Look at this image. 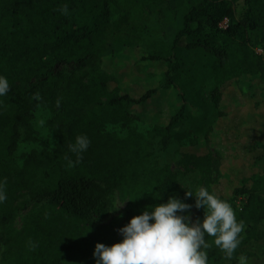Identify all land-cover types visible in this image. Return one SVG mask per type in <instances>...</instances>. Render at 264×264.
Returning <instances> with one entry per match:
<instances>
[{"label":"trees","instance_id":"1","mask_svg":"<svg viewBox=\"0 0 264 264\" xmlns=\"http://www.w3.org/2000/svg\"><path fill=\"white\" fill-rule=\"evenodd\" d=\"M134 1L151 10L161 3ZM65 4L66 16L59 11ZM97 10L84 0H0V75L10 85L0 97V180L6 179L7 195L0 204V264H93L97 243L120 242L117 230L132 217L177 196L172 169L156 159L148 164L154 145L164 150L179 143L181 164L200 173L198 188L230 204L246 197L237 219H264L251 178L231 174L247 171L248 162L264 165V55L257 52L264 49V0H197L173 42L159 44L165 53L158 48L146 58L158 62L168 86L174 85L178 50L200 49L213 60L217 118L200 145L192 134L175 132L185 108L167 125H152L146 133L130 126V109L144 105L155 91L135 98L101 69L106 29L96 22ZM225 19L229 25L223 29ZM244 78L257 85L254 93L244 92ZM36 107L53 114L47 126L58 142L52 150L25 154L18 166L19 128H26L27 140L37 141L32 126ZM118 124L128 127L124 138L107 131ZM78 135L91 141L79 161L69 151ZM198 148L206 154L187 153ZM221 182L231 185L230 195L215 191ZM116 193L127 202L125 208L110 224L96 223V217L113 211ZM196 211L203 219V209Z\"/></svg>","mask_w":264,"mask_h":264},{"label":"rangeland","instance_id":"2","mask_svg":"<svg viewBox=\"0 0 264 264\" xmlns=\"http://www.w3.org/2000/svg\"><path fill=\"white\" fill-rule=\"evenodd\" d=\"M90 6H98L96 22L104 24L106 32L103 40L101 54V69L113 75L120 87L135 98H140L148 91L154 90L155 94L144 105L133 106L132 128L146 133L150 126L159 124L167 125L170 118L185 108L183 122L175 127L177 133H190L197 137L199 145L203 144L207 129L216 122L217 111L212 102L214 80L212 76L213 60L200 49L182 48L176 54L177 71L173 75V86H168L165 76L159 68L158 62H151L146 58L161 49L165 53V47L159 44L170 45L176 32L184 25V15L191 6L197 4V0H161L153 10L145 7L142 9L134 0H84ZM110 4L106 9L105 5ZM104 10V11H103ZM103 12V13H102ZM264 55V49H257ZM244 92L254 93L257 85L252 79L244 78ZM32 126L35 142L26 139V128H19L21 138L17 152L19 159L25 154L43 149L52 150L57 145L58 139L55 133L50 131L47 121L53 117L50 111L36 107L33 110ZM224 125V124H223ZM107 131L116 133L124 138L128 134V127L123 124L107 127ZM181 145L173 143L167 149H161L154 145V157L148 161L152 164L156 159L161 166H169L178 177L179 190L177 197L185 203L193 204L194 198H185L186 189L198 188L200 173L192 166L184 167L181 164ZM188 154L202 156L205 149H189ZM251 161V160H250ZM247 171L232 172L237 179L251 178L258 196V207L264 211V165L247 163ZM210 178H215L211 174ZM231 185L223 184L215 186L218 194H231ZM246 197H237L232 200L231 206L235 214L242 211ZM118 193L113 198L114 209L104 218L96 217V223L108 225L119 216L126 206ZM193 222L198 217L196 209H191ZM26 212H22L14 226L21 228L22 218ZM245 231L242 233V243L234 253L232 260H226L224 253L214 244V238L206 237L208 248L204 249L208 255V261L212 264H237L241 254L246 255L248 264H264V219L256 223H244ZM102 243V242H99ZM93 264H96L92 254Z\"/></svg>","mask_w":264,"mask_h":264},{"label":"clouds","instance_id":"3","mask_svg":"<svg viewBox=\"0 0 264 264\" xmlns=\"http://www.w3.org/2000/svg\"><path fill=\"white\" fill-rule=\"evenodd\" d=\"M59 11L65 16L69 14L66 4ZM9 91L8 79L0 75V97ZM35 99H40L38 93ZM56 104L59 107V99ZM90 143L87 135H78L69 151L79 161ZM5 186L6 179L0 180V204L7 199ZM184 196L194 198V205L170 195L166 202L146 207L142 214L119 228L120 242L111 246L97 243L93 252L96 264H207L206 237L214 238L224 258L232 260L246 226L237 219L231 204L203 186L186 189ZM193 207L203 209V219L197 217L193 222ZM237 264H248L247 256L241 254Z\"/></svg>","mask_w":264,"mask_h":264},{"label":"built area","instance_id":"4","mask_svg":"<svg viewBox=\"0 0 264 264\" xmlns=\"http://www.w3.org/2000/svg\"><path fill=\"white\" fill-rule=\"evenodd\" d=\"M228 25H229V20H228V19H225V20L221 23L220 27L223 28V29H226V28L228 27Z\"/></svg>","mask_w":264,"mask_h":264}]
</instances>
